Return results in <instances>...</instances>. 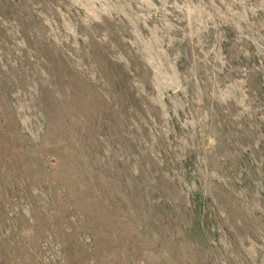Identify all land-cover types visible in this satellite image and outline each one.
<instances>
[{
    "label": "rangeland",
    "instance_id": "374dc122",
    "mask_svg": "<svg viewBox=\"0 0 264 264\" xmlns=\"http://www.w3.org/2000/svg\"><path fill=\"white\" fill-rule=\"evenodd\" d=\"M185 1L0 0V264H264V0Z\"/></svg>",
    "mask_w": 264,
    "mask_h": 264
},
{
    "label": "built area",
    "instance_id": "2783aa9c",
    "mask_svg": "<svg viewBox=\"0 0 264 264\" xmlns=\"http://www.w3.org/2000/svg\"><path fill=\"white\" fill-rule=\"evenodd\" d=\"M128 5L135 11L139 22L138 27H135V36L138 42L150 40L162 41L167 42L168 48L174 42H185L182 36L183 29L178 26V23L182 24L188 21V17L183 16L188 15V3L185 0H130ZM97 10L95 6H92L89 9V14L97 17ZM219 56L220 66L213 68L217 72L223 73L227 68L226 60L224 59V55L220 54ZM174 58L177 59V56ZM207 60H212V58H208ZM209 62V65H211L212 61ZM175 63L176 60L172 63L171 70L177 69ZM153 67L155 66L152 65ZM153 71L158 72V69H153Z\"/></svg>",
    "mask_w": 264,
    "mask_h": 264
},
{
    "label": "bare ground",
    "instance_id": "6f19581e",
    "mask_svg": "<svg viewBox=\"0 0 264 264\" xmlns=\"http://www.w3.org/2000/svg\"><path fill=\"white\" fill-rule=\"evenodd\" d=\"M177 79V78H176Z\"/></svg>",
    "mask_w": 264,
    "mask_h": 264
}]
</instances>
